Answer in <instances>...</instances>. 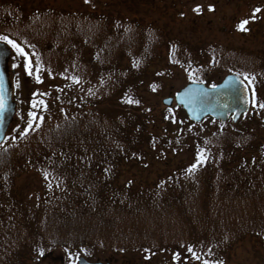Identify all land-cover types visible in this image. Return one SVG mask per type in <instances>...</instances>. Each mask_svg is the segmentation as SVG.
<instances>
[{
    "label": "trees",
    "instance_id": "16d2710c",
    "mask_svg": "<svg viewBox=\"0 0 264 264\" xmlns=\"http://www.w3.org/2000/svg\"><path fill=\"white\" fill-rule=\"evenodd\" d=\"M150 1L158 18L143 30L135 0L74 11L0 0V40L25 54L40 91L49 92L40 94L45 105L67 115L41 120L39 138L30 131L0 149V264H42L56 251L98 259L119 249L146 260L179 249L206 264L244 240L264 241L260 112L237 124H194L177 106L156 112L145 94H156L158 81L138 93L149 63L193 68L202 49L170 33L183 0ZM254 4L261 21L264 0H239L236 11ZM236 30L247 33L241 22ZM207 58L191 80L219 70L252 91L264 80V50L214 46ZM67 83L96 86L77 96ZM30 177L38 183L34 203L20 186Z\"/></svg>",
    "mask_w": 264,
    "mask_h": 264
},
{
    "label": "rangeland",
    "instance_id": "374dc122",
    "mask_svg": "<svg viewBox=\"0 0 264 264\" xmlns=\"http://www.w3.org/2000/svg\"><path fill=\"white\" fill-rule=\"evenodd\" d=\"M20 1V0H19ZM45 5L49 4L56 11L70 10L74 11L79 9H103L106 5L112 4L110 0H42ZM157 3H161L165 7L169 0H153ZM177 1V0H176ZM239 0H183L181 1V7L178 9V15L176 22L169 26L170 33L175 36V39L179 41H185L192 43L193 47L197 45L202 49V53H199L196 60V66L190 68L187 65L179 67H167L166 63L159 59L154 61L147 69L144 70V87L139 88L138 93L146 89L147 84L151 81H158V91L156 94H145L150 99L149 104L152 107L158 109L163 108L162 100L173 96L175 92L185 87L188 82L191 81L194 74L202 72L203 69L209 67L211 59L207 58L210 48L214 46H236L244 47L250 51L264 50V14L263 19L257 20L254 18L255 6H240L245 11L237 13L236 9ZM246 1V0H242ZM179 2V0H178ZM136 6L132 8V13L137 17L135 25H140L137 28L143 30L149 26L152 20H157L158 16L151 10L150 0H135ZM263 11L262 7H259ZM125 10L129 11V7H125ZM236 17V18H235ZM256 19V22H253ZM239 22L246 27V32H238L236 27ZM208 48V51L206 49ZM10 62L8 63L9 72L17 71V77H13V85L15 87L17 101H18V116L16 122L11 127L12 131L9 134L8 139L16 140L22 136L31 133L37 139L40 137V132H37L36 128L40 129V121H50V118H54V121L66 119L65 114H61L57 110L59 107L52 106L43 102L40 98V94L49 96V92L40 91V88H44L42 85L39 88L38 82L29 78L26 72L27 60L25 57L18 54L13 50ZM23 57V58H22ZM198 64V65H197ZM24 66L25 70H24ZM124 66H128L127 62ZM146 68V67H145ZM194 68L196 70H194ZM226 73H222L219 70L206 75L205 83L207 86L212 87L223 80ZM143 83V82H142ZM259 86L252 91V97H255L254 106L252 110L260 112V119H258V128L262 134H264V80H261ZM74 87L77 96L87 95L88 92L94 90L93 84H77L75 86L69 85L65 89L69 90V87ZM140 95V94H138ZM54 101V100H53ZM52 101V102H53ZM70 112V111H69ZM67 112V114L69 113ZM62 118H59L61 117ZM44 118V119H43ZM36 120V124H35ZM52 121V120H51ZM35 124V125H34ZM260 124V125H259ZM30 138V137H29ZM28 137L25 139H29ZM144 178H152L148 173H144ZM37 180L35 177L22 179L20 186H23L26 196L31 202H36L37 197ZM48 238H53V232L44 230ZM65 235L64 232H62ZM231 234L233 232L231 231ZM75 232L67 235L75 236ZM119 253L113 252L101 254L100 257L89 259L90 261H109L111 264H196L198 257H187L182 250L177 249V256L171 257L172 254L167 252L159 255H151L149 260H146L143 255L138 254L137 250L123 251L118 250ZM220 259L217 261L207 260L206 264H264V241L257 240V243L251 244L246 240L232 245L231 249L227 250L225 254L220 253L218 256ZM42 264H78V259H75L73 255H67L60 251H56L51 258L45 260ZM198 264H205L204 261L198 262Z\"/></svg>",
    "mask_w": 264,
    "mask_h": 264
},
{
    "label": "water",
    "instance_id": "95a60500",
    "mask_svg": "<svg viewBox=\"0 0 264 264\" xmlns=\"http://www.w3.org/2000/svg\"><path fill=\"white\" fill-rule=\"evenodd\" d=\"M11 51L5 43L0 42V147L6 140L7 132L14 121L16 103L10 85L7 68ZM173 103L182 107L190 121L201 123L210 117L221 123L232 118L237 123L247 115L251 107L248 86L237 75H228L219 85L208 88L203 84H190L175 97L167 98L163 104L171 107ZM78 264H109L108 262L91 263L80 258Z\"/></svg>",
    "mask_w": 264,
    "mask_h": 264
},
{
    "label": "snow or ice",
    "instance_id": "6c2138e0",
    "mask_svg": "<svg viewBox=\"0 0 264 264\" xmlns=\"http://www.w3.org/2000/svg\"><path fill=\"white\" fill-rule=\"evenodd\" d=\"M8 43H11V41H8ZM12 47H14V48H15V47H16V45H15V44H13V45H12ZM18 51H20V50L18 49Z\"/></svg>",
    "mask_w": 264,
    "mask_h": 264
}]
</instances>
